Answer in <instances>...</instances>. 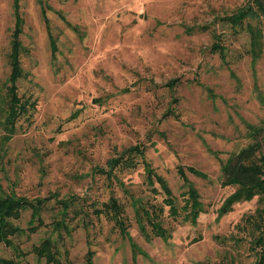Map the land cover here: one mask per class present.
<instances>
[{
  "label": "rangeland",
  "instance_id": "obj_1",
  "mask_svg": "<svg viewBox=\"0 0 264 264\" xmlns=\"http://www.w3.org/2000/svg\"><path fill=\"white\" fill-rule=\"evenodd\" d=\"M244 2L21 0L25 76L19 95L36 104L5 143L0 98V196L79 201L66 218L70 234L50 226L64 219L53 200L43 213L46 227L13 239L26 256L2 245L1 259L45 264L32 250L51 237L63 264H86L90 252L93 264H257L258 232L245 221L259 208L258 198L218 214L237 189L223 186L221 164L264 124V54L254 61L249 37L217 21ZM13 6L14 0H0V87L10 74ZM214 35L221 36L225 60L212 50ZM174 80L178 84L169 87ZM172 112L177 118H166ZM136 146L146 153L135 167L117 168L112 179L99 174ZM145 162L179 207L188 189L178 169L186 171L205 211L197 225L184 222L183 213L177 221L168 217L164 195L152 192L159 185L147 183ZM112 197L126 212L128 238L95 214ZM136 201L165 209L168 243L142 236ZM31 219L27 211L14 224L28 230Z\"/></svg>",
  "mask_w": 264,
  "mask_h": 264
},
{
  "label": "trees",
  "instance_id": "obj_2",
  "mask_svg": "<svg viewBox=\"0 0 264 264\" xmlns=\"http://www.w3.org/2000/svg\"><path fill=\"white\" fill-rule=\"evenodd\" d=\"M21 0H14L15 28L11 38L10 52L8 55V65L10 74L7 82L0 87V98L2 100V112L4 118L1 122L3 129L7 132L5 143L13 139L17 131V124L21 119L28 116L31 109L35 108L36 103L23 99L19 95V82L24 78V69L22 66V54L25 51L22 36L24 33V19L20 8ZM228 29L236 32L238 35L246 34L250 40V51L248 52L255 60H258L264 54V0H245L244 4L237 8L229 16L217 17ZM215 43L212 50L221 55L225 60L226 54L224 47L219 43L221 36L214 35ZM54 54L57 52V46L52 39ZM178 84V80L169 83V87ZM172 91L174 90L171 88ZM177 118L174 112L166 115ZM250 143L239 152L230 156L221 164V175L223 186L236 187V191L224 203L218 211L219 217L229 214L235 205L243 202H251L255 198L259 200V208L256 213L246 219V225L254 228L258 235L253 241V248L257 252V264H264V124L251 129L249 134ZM146 150L140 146L126 150L121 156L108 162L107 170H99L100 175L108 179L114 177V171L119 167H135V159L144 160ZM147 174V183L150 187L159 185V189L153 188L152 192L156 195H164V206L168 207V217L177 221L181 218L183 221L192 225H197L198 219L203 214L204 208L201 202L199 191L189 183L186 171L178 169V173L187 184V199L183 207L177 205V201L166 181L157 175L152 168L145 162ZM189 173L198 178L205 179V175L196 169H188ZM62 208L60 215L64 218L61 221H54L50 226L54 232L65 231L70 234V228L66 224L69 210L79 201L78 198L70 200L59 199L57 195H51L44 199L29 200L24 197H18L15 194L0 196V248L5 245L15 249L18 257H24L22 253L14 246L13 239L22 237L28 232L36 233L40 228L46 227L43 220V213L47 205L52 201ZM133 209L136 213L139 230L148 241L153 238L162 239L168 243L172 239V230L165 227L162 217L165 215L164 208L155 206H144L143 202H134ZM31 211V222L29 229L23 230L14 223L22 218L23 213ZM78 214V212H77ZM98 216H105L114 227L118 229L125 238L129 237L126 221V212L120 202L112 197L110 201L102 206V209L96 210ZM38 224V225H36ZM147 226L150 230L147 229ZM151 231V232H149ZM61 235V234H60ZM136 249V246L133 245ZM32 254L38 262L45 264H63L61 252L57 242L51 237L45 239L39 246H35ZM28 255V254H27ZM0 264H19L13 260H4L0 258ZM86 264H93V253H88Z\"/></svg>",
  "mask_w": 264,
  "mask_h": 264
}]
</instances>
